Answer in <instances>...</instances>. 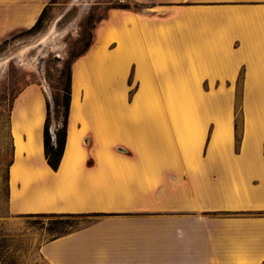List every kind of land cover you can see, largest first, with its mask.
Here are the masks:
<instances>
[{"label":"crops","instance_id":"obj_1","mask_svg":"<svg viewBox=\"0 0 264 264\" xmlns=\"http://www.w3.org/2000/svg\"><path fill=\"white\" fill-rule=\"evenodd\" d=\"M49 1L0 0V41ZM136 1L145 7L111 9L72 64L94 73L102 56L113 80L101 116L82 91L74 121L71 92L57 170L44 158L41 86L14 99L8 212L113 213L44 242L48 264H264V0ZM26 123L37 152L23 153L13 199V131L27 141ZM73 126L83 159L63 168Z\"/></svg>","mask_w":264,"mask_h":264},{"label":"rangeland","instance_id":"obj_2","mask_svg":"<svg viewBox=\"0 0 264 264\" xmlns=\"http://www.w3.org/2000/svg\"><path fill=\"white\" fill-rule=\"evenodd\" d=\"M123 1L50 0L38 29L21 28L0 41V264H48L40 246L58 229L49 228V218L8 212L7 172L13 154L9 124L14 99L26 86L39 84L50 101L53 129L54 95L61 85L64 60L81 51L87 20L92 18L88 28L94 36L111 13L109 7ZM176 109L182 113L180 105ZM72 221L81 228L88 220Z\"/></svg>","mask_w":264,"mask_h":264},{"label":"trees","instance_id":"obj_3","mask_svg":"<svg viewBox=\"0 0 264 264\" xmlns=\"http://www.w3.org/2000/svg\"><path fill=\"white\" fill-rule=\"evenodd\" d=\"M47 6V5H46ZM46 6L43 8L41 14L35 23L28 29L36 30L38 29L40 22L42 20L43 13ZM145 7V5L136 0H124L121 3L110 6L109 8L120 10V11H132L136 12L137 10ZM92 18L87 20V25L90 26ZM89 26L82 33V44L83 47L81 51L68 57L63 62V68L61 70V85L54 95V127L51 126V106L48 98L45 97V119L43 124V152L46 164L53 170H57L61 157L63 155L66 137H67V128L69 123L70 115V105H71V92H72V63L75 59L83 56L89 47L93 44L95 35L93 36L92 32L89 30ZM238 140V136H237ZM125 154H130L129 151L122 150ZM87 166L93 165V160L89 159L86 162ZM8 180V172H7ZM257 213V212H253ZM113 213H102V212H39V213H28L30 216L37 217H46L51 220L49 228L54 229L55 233L48 240H53L62 235L68 234L74 230H77V225L79 222H74V219H87V224L95 221L101 216L112 215ZM86 224V225H87ZM47 240V241H48Z\"/></svg>","mask_w":264,"mask_h":264},{"label":"bare ground","instance_id":"obj_4","mask_svg":"<svg viewBox=\"0 0 264 264\" xmlns=\"http://www.w3.org/2000/svg\"><path fill=\"white\" fill-rule=\"evenodd\" d=\"M92 64L95 67L94 73L89 72L88 61L86 60L78 61L72 70V117L74 121L83 119L82 104L80 102V93L82 91L85 101L91 103V106L94 109V114L96 116H101L103 114V109L99 106L100 104L98 105V103H96V100L99 95H102L103 97L108 96L109 87L113 79L105 67V61L102 56H99L97 63L93 62ZM40 119L41 118H39L38 121ZM24 130L27 135V141H23L21 134L16 129L13 131L16 154L14 164L10 169V188L12 189L13 199H15L18 195L16 190V181H24L25 178L26 170L23 163V153L26 152L27 155H31L36 154L37 152L33 144V132L28 123L25 124ZM79 142V131H77L73 126L69 132L66 152L63 159V168L67 167L69 164L80 165L82 163L84 149L80 146ZM101 155H103V153Z\"/></svg>","mask_w":264,"mask_h":264}]
</instances>
